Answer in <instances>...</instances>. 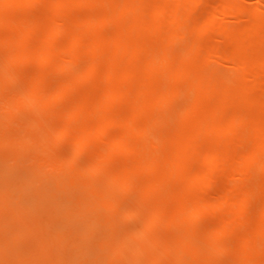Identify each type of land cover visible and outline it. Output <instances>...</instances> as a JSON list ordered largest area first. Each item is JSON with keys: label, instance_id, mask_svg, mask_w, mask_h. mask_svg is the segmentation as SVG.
<instances>
[{"label": "rangeland", "instance_id": "obj_1", "mask_svg": "<svg viewBox=\"0 0 264 264\" xmlns=\"http://www.w3.org/2000/svg\"><path fill=\"white\" fill-rule=\"evenodd\" d=\"M61 1L63 0H35L28 7L15 11L16 13L13 10L2 13L10 22L0 23V264H170L175 254L165 253L160 256L161 247L156 239H165L174 231L171 226L160 222L142 235L138 233L147 212L136 211L139 207L145 210L158 208L162 200L159 194L144 195L139 188L142 180L147 181L149 175V178L153 176L152 172L144 170L141 178L127 181L115 180L112 174L116 166L114 164L131 162L134 154L120 153L115 157L114 163H104L98 169L84 171L91 149L85 143L75 145L69 136L46 145L39 141L48 128L57 125L62 112L70 108L73 102L103 96L104 89L108 86L107 81L101 79L102 84L98 85L89 81L82 82L78 76L83 64L68 56L61 57L57 69L50 70H47V64L40 63L37 59L6 66L4 64L3 55L7 49L2 37L18 29L17 17L20 14L27 16L28 23L53 19L58 27L54 40L57 45H63L72 37L76 19L99 15L116 6L119 0H96L87 5L71 6L63 9V16H58L55 8ZM140 2L144 3L145 9L129 15L128 20L121 22V25L106 22L84 38L88 40L97 34L110 36L118 26L128 28L135 18L142 15L144 19H150L151 12L147 7L156 1L137 0V4ZM228 8L233 9L237 17L228 14ZM255 12L260 14L262 21L255 24L254 42L237 44L234 40L235 33L252 25L250 16ZM181 14L180 26L175 28L177 37L167 47L172 58H164L161 69L170 71L172 67L181 64L189 65L191 74L202 83L192 93L209 95L199 112L204 111L213 99L227 94L230 103L223 105L224 117L231 115L236 109L256 115L259 109L255 106H237L231 104V100L236 95L239 97L238 88L241 85L250 87L252 97L264 99V84L253 85L254 75L259 76V80L264 83V67L249 69L239 60H257L264 55V0H191L182 6ZM210 22H218V26H213ZM204 36L208 50L237 52V62L236 57L230 59L215 55L205 65L198 66L192 59H186L184 54L189 53L197 40ZM138 40L154 45L159 42L158 35L153 32H148ZM35 41L36 35L30 34L22 44L31 48ZM75 53L83 55L85 60L96 59L101 71H104V57L87 51L82 45L76 48ZM195 57L201 61L209 56L206 53L193 54L192 58ZM140 61L141 58L134 59L131 64L139 66ZM45 69L47 74L45 77H37V86L28 84L30 76L35 77ZM93 79L94 77L89 78ZM69 80L76 83L55 84ZM135 83V80H130L128 85H124L136 92ZM181 85L172 84L177 86V91ZM155 88L152 87V90ZM56 89H62L63 97L41 106V100ZM186 95L185 91L179 90L168 105L156 109V122L149 133L151 139H147L150 153L156 159H159V154L164 153L159 148L158 141L174 134L180 126L181 111L187 102ZM22 99L36 104L35 109L17 107L16 102ZM126 109L123 104H115L112 112ZM82 121V116L75 118L72 127H79ZM237 129L240 136L221 141L219 149L224 150L228 146L243 151L248 147L251 137L245 136V142L241 140L245 127L239 126ZM120 132L121 128L115 126L110 128L107 135ZM132 139L142 142L144 138L133 136ZM97 142L102 147L107 140L101 136L97 138ZM211 143V138H205L198 145L205 149ZM220 174L219 168L211 171L213 177ZM263 182L264 169L253 171L249 176L230 177V186L249 192L256 188L257 193L249 195L248 200L239 207L240 214L234 221L233 233L217 238V249L211 252L212 256L208 261L201 264H242L238 256L236 263L233 245H248V255L256 261H264V250L259 248V232L255 229L251 231L244 219H254L258 215V201L263 196L260 184H264ZM106 188L117 193L115 210L111 213L100 198ZM197 194L214 202L210 214L198 218L189 229L191 242L205 252L208 248L206 236L219 226L226 212L224 201L227 193L222 192L217 184L211 183L198 190ZM143 241L150 243L151 247L142 251ZM138 247L142 252L135 257L131 250ZM181 256L186 262H194L188 252H181Z\"/></svg>", "mask_w": 264, "mask_h": 264}, {"label": "bare ground", "instance_id": "obj_2", "mask_svg": "<svg viewBox=\"0 0 264 264\" xmlns=\"http://www.w3.org/2000/svg\"><path fill=\"white\" fill-rule=\"evenodd\" d=\"M34 1L0 0V23L10 22L3 17L2 13L5 10L20 11ZM94 1L96 0H63L55 10L58 11V16L59 14L63 16V9L75 5H87ZM155 1L156 3L147 7V10L151 12L150 19H144L143 15L139 16L130 23L128 28L118 26L110 36L97 34L88 40L84 38L89 32L106 22L121 25V22L128 20L129 15L144 10V3L137 4V0H119L116 6L106 9L99 15L76 19V29L70 40L63 45H57L54 40L58 27L53 19H46L43 22L30 21L29 24L26 21L29 20L27 16L20 14L17 17L18 29L2 37L3 45L7 49L3 55V61L6 66L37 59L40 63L47 64V70H50L57 69L61 57L68 56L73 61L77 60L78 63L83 64L78 76L82 82L89 81L91 84L98 85L102 84L101 79L107 81L108 86L105 87L103 96L98 99L83 98L73 102L70 108L62 112L57 125L54 124L48 128L47 132L39 138L40 143L46 145L64 136H69L75 145L85 143L91 149L88 152L89 161L85 164L84 171L98 169L104 163H114L115 157L120 153L134 154L133 161L114 164L116 166L112 174L115 180H134V178H141L144 170L151 171L153 176L149 178V175L147 181L142 180L139 188L144 195L157 193L162 197L158 208L145 210L139 207L136 211L137 213L147 212L138 233L142 235L163 222L171 226L174 231H171L162 241L160 238L156 239L161 247L159 255L175 254L170 264H201L211 258V252L217 249V240L221 236L233 233L234 221L240 214L239 207L248 200L249 195L257 193L256 188L249 192L237 186H230L229 180L233 175L244 177L251 175L253 171L264 169V99L252 97L249 93L250 87L241 85L238 88L239 97L236 95L231 100V104L255 106L259 109L256 115L236 109L231 115L224 117L223 105L230 103V97L227 94L213 99L204 111L199 112L200 106L207 101L209 95L192 93V90L200 88L202 83L198 80L199 78L191 74L189 65L181 64L172 67L170 71L161 69V61L164 58H172L167 47L177 37L175 28L180 26L182 6L191 0ZM228 14L237 17V13L231 8H228ZM250 17L252 25L235 33L234 40L237 44L254 42L255 24L262 19L257 12ZM80 21L82 24H79ZM210 23L218 26V22ZM148 32L157 34L159 42L154 45L138 40ZM30 34L36 35V41L31 48L22 44ZM80 45L87 51L104 57V71H101L96 59L85 60L82 58L83 55L75 53ZM189 51L184 54V57L192 59L198 66L205 65L208 59L215 55L230 59L236 57L237 62V52L208 50L205 36L198 39ZM192 52L195 55L206 53L209 57L198 61L196 57L192 58ZM138 58H141V64L132 65L131 61ZM239 60L249 69L264 67V55L257 60L242 58ZM46 74L45 69L38 72L35 77L30 76L28 84L37 86L39 84L37 77H45ZM91 77L94 79L89 80ZM130 80L136 81V92H132L129 86L124 85H128ZM253 80V85L264 84L257 75L253 76ZM75 83L74 80H69L55 84ZM172 84H182L179 90L186 92L187 102L181 111L180 126L175 133L158 141L159 148L161 147L164 153L159 154V159H156L150 153L147 139L150 138V128L156 122V116H154L156 109L168 105L171 98L179 91L175 88L177 86ZM152 87L156 88L152 90ZM62 97V89L53 90L41 100L40 105L46 106ZM115 104H123L127 109L112 112ZM16 105L25 110H34L36 104L22 99L18 100ZM79 116L83 118L82 123L79 127H72L73 120ZM115 126L120 127L121 132L107 135L110 128ZM239 126L245 127V134L241 140L245 142V136L251 137L248 147L243 151H237L228 146L224 150L219 149L221 141L233 136L238 137ZM101 136L107 140L102 147L97 142V138ZM133 136L144 139L142 142H137L132 139ZM205 138H211V145L205 149L199 148L198 143ZM214 168H219L221 174L216 177L211 176ZM211 183L217 184L222 192L227 193L224 201L226 212L219 226L206 236L208 248L207 251L202 252L189 239V229L194 226L198 218L210 214V208L214 206L210 198L197 194L198 190L204 189ZM260 189L263 196L258 201V215L254 219L250 217H244V219L251 231L255 229L259 232L261 240L259 248L264 250V184H260ZM116 194L115 190L106 188L100 195L110 213L115 210ZM150 247V243L143 241L141 244L142 251ZM249 250L248 245L242 247L233 245L236 263L238 256L242 264H264V261H256L248 255ZM131 252L135 257L141 253L139 247L132 249ZM181 252H188L194 258V262H186Z\"/></svg>", "mask_w": 264, "mask_h": 264}]
</instances>
